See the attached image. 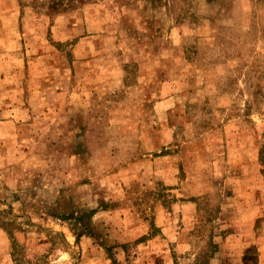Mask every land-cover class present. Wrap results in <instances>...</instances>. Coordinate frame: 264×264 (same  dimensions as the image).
Returning <instances> with one entry per match:
<instances>
[{"label":"rangeland","instance_id":"obj_1","mask_svg":"<svg viewBox=\"0 0 264 264\" xmlns=\"http://www.w3.org/2000/svg\"><path fill=\"white\" fill-rule=\"evenodd\" d=\"M13 238L264 264V0H0V264Z\"/></svg>","mask_w":264,"mask_h":264},{"label":"trees","instance_id":"obj_2","mask_svg":"<svg viewBox=\"0 0 264 264\" xmlns=\"http://www.w3.org/2000/svg\"><path fill=\"white\" fill-rule=\"evenodd\" d=\"M10 235L12 236V233ZM12 249L14 264H36V262L27 258L25 248L21 247V244H19V242H17L15 238H13Z\"/></svg>","mask_w":264,"mask_h":264}]
</instances>
